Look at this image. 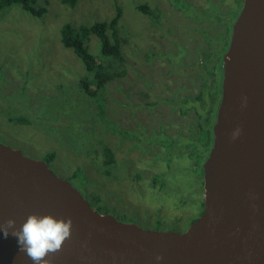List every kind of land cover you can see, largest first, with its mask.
<instances>
[{"label":"rangeland","instance_id":"374dc122","mask_svg":"<svg viewBox=\"0 0 264 264\" xmlns=\"http://www.w3.org/2000/svg\"><path fill=\"white\" fill-rule=\"evenodd\" d=\"M243 1L37 0L36 6L46 8L41 17L20 6L1 10L0 139L37 160L55 155L51 169L89 193L92 206L119 220L126 216L144 228L186 230L204 209L203 180L187 156L193 137L200 135L192 133L210 112V76L201 62L206 56L217 61L229 48L236 20L227 31L216 9L236 18ZM141 5H148L152 16ZM118 9L123 61L102 54L95 36L87 42L104 65L102 72L115 76L98 94L105 102H99L83 86L93 76L74 50L64 47L62 31L66 24L111 20ZM205 85L204 99L196 102L199 114L184 106L189 111L182 115L178 99L196 97ZM164 128L182 142L174 145L173 158L147 140ZM77 168L82 171L75 174ZM80 176L89 177L87 186Z\"/></svg>","mask_w":264,"mask_h":264},{"label":"water","instance_id":"95a60500","mask_svg":"<svg viewBox=\"0 0 264 264\" xmlns=\"http://www.w3.org/2000/svg\"><path fill=\"white\" fill-rule=\"evenodd\" d=\"M203 205L184 231L144 228L98 210L49 163L0 141V224L71 218L51 264H264V0H244L223 57ZM239 130L235 138L233 134ZM157 256L162 257L159 261ZM0 264H33L0 232Z\"/></svg>","mask_w":264,"mask_h":264},{"label":"trees","instance_id":"16d2710c","mask_svg":"<svg viewBox=\"0 0 264 264\" xmlns=\"http://www.w3.org/2000/svg\"><path fill=\"white\" fill-rule=\"evenodd\" d=\"M64 1H68V0H64ZM36 2L37 0H0V11L7 9V8H11L13 6H20L25 11L30 12L34 16L41 17V15H43L46 12V8L41 7V6L39 7L36 6L37 5ZM185 4L187 8H190L189 4L187 3ZM139 8L145 14L152 16L153 13L150 11V8L148 5H141ZM233 11H234V7L232 8L231 12L233 13ZM117 12H118L117 15L111 20L97 21L93 23L92 25L73 26L71 24H66L63 27V31H62V42H63L64 47L73 49L76 55L84 63L87 71L91 73L93 76L92 80L85 79L83 81V86L85 87L87 93H89L92 97L98 98L99 102H101L102 99L105 102L106 97L102 98L98 94L99 93L100 95L102 94V92L104 91V88L106 87V84L109 81H112L115 78V76H114V73L110 71H107L104 73L102 72V69H104V65H102L99 58H97L95 55L90 53L87 42L89 41L91 36H95L101 43L102 54L109 56L113 60L123 61L124 58L121 52L122 51L121 40L118 36V23L121 18V9H118ZM216 12H217V18L220 19L219 21H222V22L224 21L227 24L226 30L228 31L227 27L229 28V26H231L232 24V21L236 20V18L238 17L240 13V10L235 15L236 18L230 15L228 16L221 15L220 11L217 9H216ZM220 53L221 51L219 52V54ZM181 56L182 55L178 56V59ZM222 58H223L222 55L220 56L219 59L217 56V61L212 62L211 59L208 56H206L205 60H202L201 62V66L207 70V73L210 76L209 78L210 79V89L208 92V96L211 101V105L209 107L210 112L208 114V117L205 118V121L201 123L199 127H197L198 131L192 133L195 135H199V134L200 135L198 137H193L194 135L192 136L195 142L191 143L192 151H190V153L187 155L190 159L193 160V165L195 166L194 171L197 173V175L200 174L201 178H203L202 164L208 157L210 149L212 147V141H213L212 127L216 120V108L220 100L219 90L221 88V81H222V78L220 81L218 77L219 76L218 69H220V66H218V64L220 62V59L222 60ZM221 69L223 71L222 67ZM222 76H223V73H222ZM91 85H93V88H90ZM216 88H218V91H216ZM207 89H208V86L205 85L202 87L201 91L196 97H193L191 99L188 98L185 101H182V99H178L182 104L181 114L182 115L188 114V111H189L188 109H192L196 111L197 114H199L198 106L196 102H201L202 99H204V94ZM175 100L176 99H174L173 101L172 100L170 101L174 102ZM156 104L157 103H153V104H150V106L154 107ZM184 106L188 109L183 110L185 109ZM102 109H103L102 112L103 113L105 112L107 116L106 108L104 109L102 107ZM203 117L204 116L200 114V119H202ZM167 129L169 128H164L162 132H158V136L156 134H153L152 136L148 135L147 140H150V141L155 140V143H158L157 145H159L162 148V150H166L165 155L167 157L173 158L174 149H175L174 145L175 144L181 145L182 142L174 141L175 139L173 138V136L168 134L170 129L169 130ZM203 132L205 133L203 134ZM126 135H128L127 138H130L129 132H126ZM190 142L191 140H189V143ZM156 155L157 156L161 155V152L156 153ZM177 155L180 156V152L177 153ZM54 159H55V155H50L48 157L47 162L51 163V161H53ZM185 170H187V167H185ZM81 171H82V168H77V171L75 172V174ZM80 180L84 182L85 186H87V183L89 182L90 179L87 176H80ZM154 183H155V180H154ZM198 183L199 181L197 178V184ZM82 194L85 197H87V194L89 195V193L87 192L86 194L82 192ZM202 208H204V205ZM102 209L104 208H101L100 206L98 207V210H102ZM106 211L108 212V210ZM122 219L129 220L127 219L126 216H123ZM161 224H162V221L160 220L158 223V227ZM168 230L184 231L185 229H182L180 226H176V227L173 226V227H170Z\"/></svg>","mask_w":264,"mask_h":264},{"label":"clouds","instance_id":"9594fccd","mask_svg":"<svg viewBox=\"0 0 264 264\" xmlns=\"http://www.w3.org/2000/svg\"><path fill=\"white\" fill-rule=\"evenodd\" d=\"M239 135L237 130L233 137ZM72 220L56 218L51 214L27 215L19 226L14 219L0 224V232L7 238L9 234L17 238L19 252H22L33 264H51L50 254L59 252L66 239L71 235ZM159 261L162 257L157 256Z\"/></svg>","mask_w":264,"mask_h":264},{"label":"flooded vegetation","instance_id":"af4514ba","mask_svg":"<svg viewBox=\"0 0 264 264\" xmlns=\"http://www.w3.org/2000/svg\"><path fill=\"white\" fill-rule=\"evenodd\" d=\"M0 141H2V140L0 139Z\"/></svg>","mask_w":264,"mask_h":264}]
</instances>
